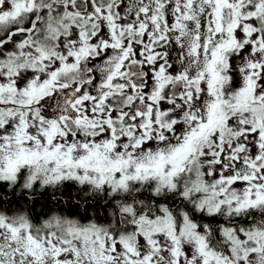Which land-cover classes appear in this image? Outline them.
Segmentation results:
<instances>
[{
    "label": "snow or ice",
    "instance_id": "snow-or-ice-1",
    "mask_svg": "<svg viewBox=\"0 0 264 264\" xmlns=\"http://www.w3.org/2000/svg\"><path fill=\"white\" fill-rule=\"evenodd\" d=\"M0 264H264V0H0Z\"/></svg>",
    "mask_w": 264,
    "mask_h": 264
}]
</instances>
